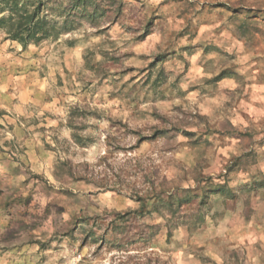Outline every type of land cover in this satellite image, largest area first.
I'll use <instances>...</instances> for the list:
<instances>
[{
    "label": "rangeland",
    "instance_id": "obj_1",
    "mask_svg": "<svg viewBox=\"0 0 264 264\" xmlns=\"http://www.w3.org/2000/svg\"><path fill=\"white\" fill-rule=\"evenodd\" d=\"M75 1L0 0V264H264V0Z\"/></svg>",
    "mask_w": 264,
    "mask_h": 264
},
{
    "label": "trees",
    "instance_id": "obj_2",
    "mask_svg": "<svg viewBox=\"0 0 264 264\" xmlns=\"http://www.w3.org/2000/svg\"><path fill=\"white\" fill-rule=\"evenodd\" d=\"M87 0H76L71 2L70 6L73 8L82 7V11L85 12V3ZM91 1V0H90ZM28 4H23L20 9L14 8V11L10 10V16L6 22H0V24L5 23V29L7 30L8 37L12 40H17L24 46L29 44H37L38 40L42 35L46 36L48 33V23L45 21L35 20L34 16L38 13V7L33 12L27 10ZM67 15H64L66 18ZM66 20L62 22L60 26L61 29L65 28ZM40 36V37H39Z\"/></svg>",
    "mask_w": 264,
    "mask_h": 264
}]
</instances>
